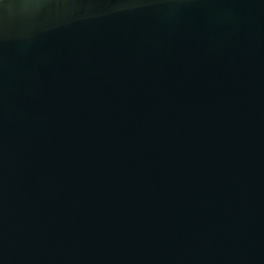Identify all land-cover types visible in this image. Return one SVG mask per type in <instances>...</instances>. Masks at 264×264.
Segmentation results:
<instances>
[{
  "label": "water",
  "instance_id": "water-1",
  "mask_svg": "<svg viewBox=\"0 0 264 264\" xmlns=\"http://www.w3.org/2000/svg\"><path fill=\"white\" fill-rule=\"evenodd\" d=\"M0 264H264V0H3Z\"/></svg>",
  "mask_w": 264,
  "mask_h": 264
},
{
  "label": "snow or ice",
  "instance_id": "snow-or-ice-1",
  "mask_svg": "<svg viewBox=\"0 0 264 264\" xmlns=\"http://www.w3.org/2000/svg\"><path fill=\"white\" fill-rule=\"evenodd\" d=\"M3 2V0H0V3H2Z\"/></svg>",
  "mask_w": 264,
  "mask_h": 264
}]
</instances>
